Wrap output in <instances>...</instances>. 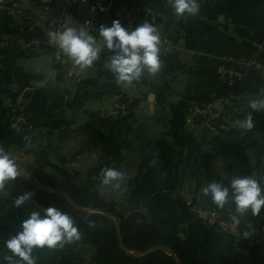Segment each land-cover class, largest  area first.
Segmentation results:
<instances>
[{"label": "crops", "instance_id": "obj_1", "mask_svg": "<svg viewBox=\"0 0 264 264\" xmlns=\"http://www.w3.org/2000/svg\"><path fill=\"white\" fill-rule=\"evenodd\" d=\"M80 1L90 2L56 0L55 9L46 10L40 0H0V151L17 161L22 178L31 179L29 166L75 176L115 202L119 216L141 212L179 249L190 241L206 264H264V208L241 216L245 235L238 239L198 214L199 208L223 218L236 213L234 202L219 208L202 193L210 182L228 186L235 176L250 175L264 188V110L249 106L264 99V67L239 80L227 71L250 59L264 64V0H199V13L186 18H177L169 0H122L108 11L90 8L86 20L76 16ZM64 16L97 38L100 56L86 70L50 42L49 34L59 32L51 23ZM114 19L129 28L155 26L159 73L117 83L106 67L112 53L99 36L100 25ZM18 98L25 105L21 134L1 121L5 105ZM195 105L221 112L224 120L196 118ZM249 114L254 126L242 129ZM108 168L124 173L119 187L101 183ZM9 189L0 194L3 264L11 255L5 241L43 207L33 197L16 207L15 198L27 191L13 182ZM33 256L37 264H101L83 238L37 247Z\"/></svg>", "mask_w": 264, "mask_h": 264}, {"label": "clouds", "instance_id": "obj_2", "mask_svg": "<svg viewBox=\"0 0 264 264\" xmlns=\"http://www.w3.org/2000/svg\"><path fill=\"white\" fill-rule=\"evenodd\" d=\"M177 18L199 13V0H169ZM222 20L223 17H220ZM50 42L57 44L69 60L81 70L93 66L99 58L101 49L97 38L83 27H76L65 21L62 31L50 33ZM99 36L111 51L106 67L115 75L117 83L131 84L147 72L156 75L161 69L160 34L154 25L148 22L129 28L120 19H114L110 25L101 24ZM249 106L253 110H264V99H251ZM254 126L252 115L240 121L242 129ZM22 173L17 161L4 151H0V194L9 193L8 185ZM124 173L116 168H108L103 173V185L120 186ZM205 196L219 208L235 204V212L240 216L249 211L258 215L264 208V188L260 181L250 175H237L226 186L222 182H210L202 188ZM30 191L18 195L14 205L20 207L31 199ZM236 217L234 216L233 219ZM80 232L73 216L61 208L50 205L34 208L21 222L20 230L5 241L11 255L5 257L9 264H37L33 256L35 248L62 247L65 243L78 240ZM0 264H3L0 261Z\"/></svg>", "mask_w": 264, "mask_h": 264}, {"label": "trees", "instance_id": "obj_3", "mask_svg": "<svg viewBox=\"0 0 264 264\" xmlns=\"http://www.w3.org/2000/svg\"><path fill=\"white\" fill-rule=\"evenodd\" d=\"M15 100L11 99L12 102ZM8 104L1 121L11 125L13 112ZM135 105L136 102L129 103V108ZM24 107L20 104L18 113L24 114ZM227 111L231 109L227 107ZM223 120L221 113L216 123ZM28 168L31 179L19 176L13 183L32 192V197L43 207L55 205L69 212L78 226L80 238L94 246L101 264H206L190 241L186 249L181 250L155 225L148 223L141 212L119 216L115 202L105 199L98 190L77 177L60 178L33 166ZM90 208L99 212H91Z\"/></svg>", "mask_w": 264, "mask_h": 264}, {"label": "built area", "instance_id": "obj_4", "mask_svg": "<svg viewBox=\"0 0 264 264\" xmlns=\"http://www.w3.org/2000/svg\"><path fill=\"white\" fill-rule=\"evenodd\" d=\"M42 2V5L46 10H54L56 5V0H40ZM91 2V10L92 12H101V11H108L111 7L117 6L118 3L120 4L122 0H88ZM28 17H32L30 14ZM155 17H152V20H154ZM65 21H68L70 23V18L68 16L61 17L59 20L53 21L51 24L53 27L57 28L58 31L61 30L62 22L65 23ZM35 46H38L40 44V40H34L32 42ZM57 58H61V52L57 54ZM264 67V64H262L257 59H250L244 62H239L236 64H233L230 66L227 71L228 74L232 79L239 80L244 78L246 75H248L253 70L259 69ZM229 103V102H228ZM21 104V99L18 98L17 100L10 103L11 111L13 112V117L11 121V127L15 131H21L23 130V123L26 122V117L23 113H18V109ZM193 114L195 116H198L204 120H206L208 123L216 122L220 116L221 112L212 109L209 106L206 105H195L193 107ZM102 173L99 175V177H102ZM199 216L205 220L209 224H216L218 225L225 233L232 236L235 239L241 238L245 235V228L242 225V219L241 216L237 213L232 214L227 217H221L219 212L216 210H206L204 208L198 209ZM236 217L233 219V217Z\"/></svg>", "mask_w": 264, "mask_h": 264}, {"label": "water", "instance_id": "obj_5", "mask_svg": "<svg viewBox=\"0 0 264 264\" xmlns=\"http://www.w3.org/2000/svg\"><path fill=\"white\" fill-rule=\"evenodd\" d=\"M90 8H91V4L90 2H87V1H80L78 3V7H77V14L76 16L79 18V19H83V20H86L89 16V13H90ZM29 93L30 91H27L26 92V96L29 97ZM176 257L178 258V256L176 255ZM179 259V258H178Z\"/></svg>", "mask_w": 264, "mask_h": 264}, {"label": "rangeland", "instance_id": "obj_6", "mask_svg": "<svg viewBox=\"0 0 264 264\" xmlns=\"http://www.w3.org/2000/svg\"><path fill=\"white\" fill-rule=\"evenodd\" d=\"M9 106V108H10V104L8 105ZM196 118H198V119H201V120H204V119H202V118H200V117H198V116H195ZM205 122H207L206 120H204ZM208 123V122H207Z\"/></svg>", "mask_w": 264, "mask_h": 264}]
</instances>
